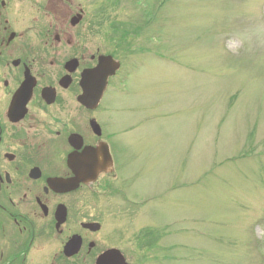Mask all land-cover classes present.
Instances as JSON below:
<instances>
[{
	"label": "rangeland",
	"instance_id": "rangeland-1",
	"mask_svg": "<svg viewBox=\"0 0 264 264\" xmlns=\"http://www.w3.org/2000/svg\"><path fill=\"white\" fill-rule=\"evenodd\" d=\"M86 2L122 63L101 108L115 246L134 264H264V0ZM142 228L175 248L151 257Z\"/></svg>",
	"mask_w": 264,
	"mask_h": 264
},
{
	"label": "flooded vegetation",
	"instance_id": "flooded-vegetation-1",
	"mask_svg": "<svg viewBox=\"0 0 264 264\" xmlns=\"http://www.w3.org/2000/svg\"><path fill=\"white\" fill-rule=\"evenodd\" d=\"M100 26L86 0H0V264H115L121 250L115 124L101 119L115 76L81 102L112 55ZM139 232L143 252L162 249V229Z\"/></svg>",
	"mask_w": 264,
	"mask_h": 264
},
{
	"label": "water",
	"instance_id": "water-1",
	"mask_svg": "<svg viewBox=\"0 0 264 264\" xmlns=\"http://www.w3.org/2000/svg\"><path fill=\"white\" fill-rule=\"evenodd\" d=\"M119 67L120 64L111 57H102L98 68L86 75L85 95L81 98V102L88 107L97 106L105 90L108 78L113 76ZM93 83H96L94 85L95 87ZM74 172L79 177L80 171L75 169ZM88 174H90V172L87 173V175ZM79 182L80 179L79 181L77 179L75 185L78 186ZM108 256H110V253L107 254L100 263L111 264V258H108ZM115 264H127L124 257L117 250H115Z\"/></svg>",
	"mask_w": 264,
	"mask_h": 264
},
{
	"label": "trees",
	"instance_id": "trees-1",
	"mask_svg": "<svg viewBox=\"0 0 264 264\" xmlns=\"http://www.w3.org/2000/svg\"><path fill=\"white\" fill-rule=\"evenodd\" d=\"M115 29V31L117 30L116 28H114ZM117 32V31H116Z\"/></svg>",
	"mask_w": 264,
	"mask_h": 264
}]
</instances>
